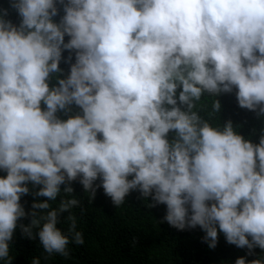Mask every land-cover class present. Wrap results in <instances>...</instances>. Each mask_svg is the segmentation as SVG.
<instances>
[{"label": "clouds", "instance_id": "obj_1", "mask_svg": "<svg viewBox=\"0 0 264 264\" xmlns=\"http://www.w3.org/2000/svg\"><path fill=\"white\" fill-rule=\"evenodd\" d=\"M10 2L21 21L0 10V170L7 173L0 177V260L26 215L27 182L48 200L33 203L23 232L32 238L39 227L45 252L68 255L70 237L57 225L79 202L62 200L43 216L35 209H49L61 185L77 177L91 198L102 187L117 207L130 190L151 196L166 205L171 226H200L210 248L218 225L249 255L264 249V134L253 143L230 120L213 126L198 107L206 93L235 88L240 107L264 115V0ZM65 50V62L73 51L75 62L50 85L63 72ZM71 105L80 111L61 119L57 113ZM212 109L220 111L218 99ZM68 219L71 239L83 244L75 218Z\"/></svg>", "mask_w": 264, "mask_h": 264}, {"label": "trees", "instance_id": "obj_2", "mask_svg": "<svg viewBox=\"0 0 264 264\" xmlns=\"http://www.w3.org/2000/svg\"><path fill=\"white\" fill-rule=\"evenodd\" d=\"M57 8L58 14L53 19L59 22L64 15L63 5L57 2ZM2 9L8 10L6 19L17 26L20 24L21 18L16 9L11 7L10 0H0V10ZM69 39L66 35L65 42ZM68 56L69 50L62 52L59 67L63 72L53 74L50 85L56 83V75L66 78L69 74L70 64L75 62V52H72V60L66 63ZM180 90L182 89L177 90V96ZM217 99L221 103V109L219 112H213L212 102ZM70 107L71 111L67 114L61 111L57 115L61 119H67L80 111L76 105ZM198 107L200 115L213 126L223 127L230 120L234 129L253 143H259L260 136L264 134V115L258 114V110L240 107L235 88L230 93H221L215 97L206 93ZM174 136L175 133L170 131L169 140ZM6 175L5 170H0V177ZM99 184L100 180L97 179L94 185ZM27 186L29 193L22 195L20 199L26 215L18 220L13 237L9 241V257L0 260V264H7V259L11 260V264H32V260L37 257L40 264H235L236 259L241 257L249 264L252 260L264 258V249L258 246L252 249V254L249 255L246 246L240 248L228 243L218 225L217 244L210 248L209 242L204 239L206 232L200 226L186 227L184 230L171 226L163 219L166 215V205L155 204L151 196L144 197L139 190H130L125 201L118 207L102 187H97L94 198H91V194L80 183L79 177L61 185V192L56 200L48 201L49 209H35L39 216H43L58 208L62 200L76 199L79 202L60 214L57 225L70 237L67 245L68 255L48 254L36 235L39 227L32 229V238L21 228V225L31 224L33 203L48 200L47 197L35 195L41 186H34L32 182H27ZM68 186L73 189L70 193L64 191ZM152 204L155 206H149ZM69 216L75 218V231L82 234L83 244H76L71 239L69 227L72 221L68 219ZM43 222L41 221V227ZM249 239L251 240V237Z\"/></svg>", "mask_w": 264, "mask_h": 264}]
</instances>
